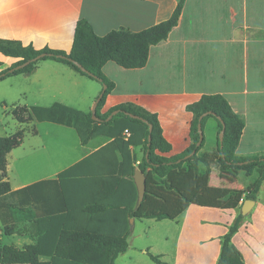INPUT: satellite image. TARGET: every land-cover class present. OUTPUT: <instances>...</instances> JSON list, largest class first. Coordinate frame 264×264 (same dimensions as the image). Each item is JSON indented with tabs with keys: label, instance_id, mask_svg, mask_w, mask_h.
<instances>
[{
	"label": "crops",
	"instance_id": "obj_1",
	"mask_svg": "<svg viewBox=\"0 0 264 264\" xmlns=\"http://www.w3.org/2000/svg\"><path fill=\"white\" fill-rule=\"evenodd\" d=\"M178 1L0 0V39L69 54L81 20L88 21L98 36L121 29L141 32L168 20ZM17 61L0 53V72ZM103 73L115 88L101 114L124 103L156 114L172 148L167 157L185 152L192 144L193 114L187 106L204 95L216 94L223 95L245 123L236 155L264 156V0H185L178 25L166 40L151 47L144 68L128 70L108 62ZM25 78L38 86L41 98L56 85H60L61 96L63 84L78 90L79 96V85L86 84L87 77L64 64L44 61ZM217 131V122L209 119L204 128L209 146L205 150L204 144L201 153L216 150ZM129 136V131L124 133L125 139ZM9 139L12 151L7 156L5 180L11 194L0 199V245L24 249L36 244L38 234L45 230L54 235L62 229L124 235L130 229L128 249L120 255L125 264H149L153 262L149 253L159 256L164 264H217L221 238L241 214L246 200L229 210L186 203V211L174 221L132 218L133 224H129L136 187L130 173L144 158L142 145L130 146V160L124 161L120 150L95 154L112 141L110 138L99 136L86 145L80 140L81 154L72 164L27 180L11 175L9 157L20 145L13 143L12 136ZM146 172L152 175L151 169ZM97 202L108 205L107 210L98 214L83 211ZM254 202L232 244L245 264H264V182ZM52 217L54 222L49 221ZM144 221L149 228L138 235L144 241L131 245L137 224ZM51 261L45 256L39 260Z\"/></svg>",
	"mask_w": 264,
	"mask_h": 264
},
{
	"label": "trees",
	"instance_id": "obj_2",
	"mask_svg": "<svg viewBox=\"0 0 264 264\" xmlns=\"http://www.w3.org/2000/svg\"><path fill=\"white\" fill-rule=\"evenodd\" d=\"M184 5L185 0H179L168 20L141 32L121 29L98 36L88 21L81 20L76 26L69 54L50 48L37 50L18 41L0 39V53L18 60L10 68L0 72V81L12 76H31L42 62L54 61L103 85L104 88L96 100V116L99 121L93 119L92 112L84 113L63 104H55L50 108L34 107L31 110L20 108L14 115L21 124L36 118L40 122L72 127L77 131L83 145L99 136L110 138L112 141L95 154L120 150L124 161L130 160V146L142 145L144 158L138 169L147 177V190L144 201L137 207L138 192L135 187L134 204L129 210L130 219L174 221L186 211V203L200 207L236 209L243 199L256 201L264 182V156L236 155L245 123L223 95H204L199 101L187 106V111L193 114L192 144L185 152L172 157L166 156L172 148L163 136L156 114L133 103L120 104L101 114L108 95L115 88L114 83L103 73L105 64L114 62L128 70L144 68L148 63L151 47L166 40L178 25ZM25 63L29 64L22 69H16ZM115 112L117 114L113 115ZM111 115L113 116L108 121ZM131 116H136L137 119ZM211 118L218 124L217 148L211 153H201L205 140L200 146L197 145L200 139L198 125L201 123L204 131ZM223 130L224 140L221 144L219 137ZM126 131L130 132L127 139L124 137ZM11 151L9 137L0 136V199L11 194L10 183L5 180L7 156ZM148 168L151 169V176L146 174ZM214 169H218L221 179L229 184L240 173L253 181L246 190L214 187L210 185V176ZM69 171L59 174V177L67 175ZM134 172L133 167L130 173L132 181ZM163 188L171 192L163 191ZM107 206L98 202L91 203L83 211L90 214L103 213ZM243 219L244 216L239 214L221 238L217 264H245L243 255L232 244V238L242 226ZM49 221L54 222L55 217ZM129 234L130 229L124 235L72 229H62L58 235H54L52 231L45 230L38 234L36 244L28 245L24 249L0 245V264H60V260L63 264H115L116 259L128 249ZM42 256L50 257L52 261L40 263ZM149 257L155 264H164L159 256L149 253Z\"/></svg>",
	"mask_w": 264,
	"mask_h": 264
},
{
	"label": "rangeland",
	"instance_id": "obj_3",
	"mask_svg": "<svg viewBox=\"0 0 264 264\" xmlns=\"http://www.w3.org/2000/svg\"><path fill=\"white\" fill-rule=\"evenodd\" d=\"M25 77L24 75L12 76L7 78L6 82L0 81V136H12L14 138L13 143L19 142L20 145L14 148L9 157L11 175L23 176L27 180H33L72 164L81 154L80 137L73 128L50 122L34 120L21 124L15 118L14 112L20 108L31 110L34 107L50 108L55 104H63L88 113L92 111L104 87L97 81L84 78L86 84L79 85L81 87L79 96L78 90L69 89L67 85L63 84L61 96L60 85H56L46 92L47 96L40 98L37 96L39 93L38 86L26 82L27 78ZM26 94L27 97H25ZM54 94L56 97H53ZM84 97L86 98L80 99ZM60 98L66 101H60ZM16 139H18L17 142ZM205 144V150H208V139H206ZM146 174L148 175V172ZM252 181L244 173H240L236 180L229 184L221 179L218 169H214L210 176V185L214 187L225 186L246 190ZM129 224H131V219ZM148 228L147 221H144L143 224L139 222L134 231V236L130 239L131 245H140L141 243L138 242H143L144 239L139 238L138 235L142 230ZM116 264H125V258L120 256ZM149 264L155 263L149 262Z\"/></svg>",
	"mask_w": 264,
	"mask_h": 264
},
{
	"label": "water",
	"instance_id": "obj_4",
	"mask_svg": "<svg viewBox=\"0 0 264 264\" xmlns=\"http://www.w3.org/2000/svg\"><path fill=\"white\" fill-rule=\"evenodd\" d=\"M28 64L29 63H25V64L17 67L16 69L17 70L22 69L23 67L27 66ZM97 105H98V101L95 102L93 109L91 111L92 117L95 121H99V119L96 116ZM115 114H117V112L113 113V115H115ZM113 115H111L107 120L109 121ZM204 116H206V115H204ZM131 117L133 119H137L136 116H131ZM198 133H199L200 139H199V142L197 145L200 146L204 140V131H203V127H202L201 123L198 125ZM219 140H220V143L222 144L223 140H224V130L220 133ZM150 141H151V136H149V142ZM221 147H222V145H221ZM133 180H134V183L136 185L137 192H138L137 207H139L145 198V194H146V190H147V185H146L147 177L142 171H140L139 169H135V172L133 175ZM254 206H255L254 201L244 200L242 207H241V214L243 216H246L248 213H250V211L253 209ZM133 221H134V219H131V224H133Z\"/></svg>",
	"mask_w": 264,
	"mask_h": 264
},
{
	"label": "built area",
	"instance_id": "obj_5",
	"mask_svg": "<svg viewBox=\"0 0 264 264\" xmlns=\"http://www.w3.org/2000/svg\"><path fill=\"white\" fill-rule=\"evenodd\" d=\"M126 134H128V131H126Z\"/></svg>",
	"mask_w": 264,
	"mask_h": 264
}]
</instances>
